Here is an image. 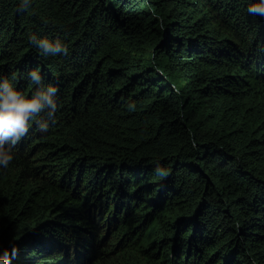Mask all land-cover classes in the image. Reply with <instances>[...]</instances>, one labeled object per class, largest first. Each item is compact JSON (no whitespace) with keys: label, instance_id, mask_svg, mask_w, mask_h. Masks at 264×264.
Wrapping results in <instances>:
<instances>
[{"label":"trees","instance_id":"trees-1","mask_svg":"<svg viewBox=\"0 0 264 264\" xmlns=\"http://www.w3.org/2000/svg\"><path fill=\"white\" fill-rule=\"evenodd\" d=\"M253 2L31 0L20 11L0 0V77L29 94L35 69L58 88L47 131L32 121L6 145L0 255L264 264V18L248 13ZM32 34L68 54L45 56Z\"/></svg>","mask_w":264,"mask_h":264},{"label":"clouds","instance_id":"clouds-1","mask_svg":"<svg viewBox=\"0 0 264 264\" xmlns=\"http://www.w3.org/2000/svg\"><path fill=\"white\" fill-rule=\"evenodd\" d=\"M30 4L31 0H20L18 10L26 11ZM247 10L250 15L264 18V0H254L248 5ZM29 40L38 45L45 56L68 54L67 46L60 39L52 42L47 38L38 39L35 34H32ZM28 75L32 84L37 86L29 94L19 90L6 77H0V167L5 169L14 159L11 147H6V145L14 147L26 136L32 121L36 122L40 131H47V121L40 118L41 114L47 110L48 120H51L57 109L55 95L58 88L52 84L44 86L38 70H30ZM156 172L161 177L168 174L167 171H161L159 166ZM11 254H16L15 248ZM9 256V252L5 250L0 255V264H10Z\"/></svg>","mask_w":264,"mask_h":264},{"label":"rangeland","instance_id":"rangeland-1","mask_svg":"<svg viewBox=\"0 0 264 264\" xmlns=\"http://www.w3.org/2000/svg\"><path fill=\"white\" fill-rule=\"evenodd\" d=\"M88 263H90V262H88Z\"/></svg>","mask_w":264,"mask_h":264}]
</instances>
